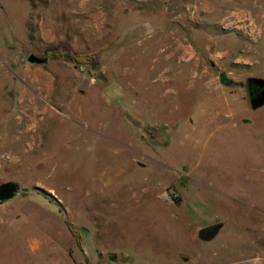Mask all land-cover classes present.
<instances>
[{"label": "rangeland", "instance_id": "rangeland-1", "mask_svg": "<svg viewBox=\"0 0 264 264\" xmlns=\"http://www.w3.org/2000/svg\"><path fill=\"white\" fill-rule=\"evenodd\" d=\"M250 76L264 0H0V264H264Z\"/></svg>", "mask_w": 264, "mask_h": 264}, {"label": "water", "instance_id": "water-1", "mask_svg": "<svg viewBox=\"0 0 264 264\" xmlns=\"http://www.w3.org/2000/svg\"><path fill=\"white\" fill-rule=\"evenodd\" d=\"M27 61L32 64H45L48 58L31 53L27 56ZM246 81L247 84L258 86V88L250 93L249 101L251 107L255 109L264 105V78L250 76ZM19 188L20 184L14 180L0 183V203L14 197ZM220 226L219 223L206 225L198 231V237L201 239H209L218 231ZM183 260L185 261L186 259L183 258Z\"/></svg>", "mask_w": 264, "mask_h": 264}, {"label": "trees", "instance_id": "trees-1", "mask_svg": "<svg viewBox=\"0 0 264 264\" xmlns=\"http://www.w3.org/2000/svg\"><path fill=\"white\" fill-rule=\"evenodd\" d=\"M47 53L49 54H53V55H58V56H61L63 58H68L67 55H64L63 53H60V52H57L55 50H51V51H47ZM47 57V56H46ZM48 58V57H47ZM221 78L223 80H225V74L224 73H221ZM69 226L71 227V229L73 230V232L75 233V235L77 236V241L80 242L81 240V237L79 235V233H77V231L74 230L73 226L71 225V223H69Z\"/></svg>", "mask_w": 264, "mask_h": 264}, {"label": "flooded vegetation", "instance_id": "flooded-vegetation-1", "mask_svg": "<svg viewBox=\"0 0 264 264\" xmlns=\"http://www.w3.org/2000/svg\"><path fill=\"white\" fill-rule=\"evenodd\" d=\"M247 88H248V93H249V96H250V93L252 91H254L256 88H258V86L247 84Z\"/></svg>", "mask_w": 264, "mask_h": 264}]
</instances>
